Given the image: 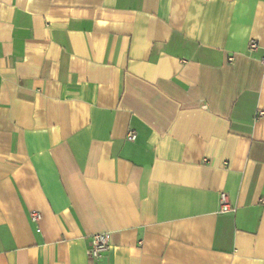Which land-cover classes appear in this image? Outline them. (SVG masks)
Here are the masks:
<instances>
[{
	"label": "crops",
	"instance_id": "obj_1",
	"mask_svg": "<svg viewBox=\"0 0 264 264\" xmlns=\"http://www.w3.org/2000/svg\"><path fill=\"white\" fill-rule=\"evenodd\" d=\"M259 112L264 0H0V264H264Z\"/></svg>",
	"mask_w": 264,
	"mask_h": 264
},
{
	"label": "built area",
	"instance_id": "obj_2",
	"mask_svg": "<svg viewBox=\"0 0 264 264\" xmlns=\"http://www.w3.org/2000/svg\"><path fill=\"white\" fill-rule=\"evenodd\" d=\"M257 47V42L255 40H251L248 44V49L250 51L255 50ZM233 58H229V61H232ZM264 116L263 112H259L257 117ZM127 139L129 141H133L135 139V134L132 132L128 134ZM261 202H264V199L261 200ZM233 208L230 205L228 198L225 193H221L219 195V213L220 214H227V213H233ZM31 218L33 221H38L40 216L38 213L31 214ZM109 234L108 233H99L95 234L91 237V246L88 250V257L91 259H98L104 254L109 247Z\"/></svg>",
	"mask_w": 264,
	"mask_h": 264
}]
</instances>
